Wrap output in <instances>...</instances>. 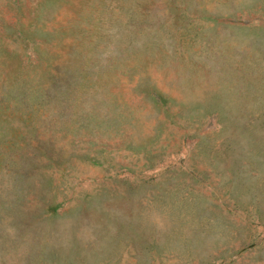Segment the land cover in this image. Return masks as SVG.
<instances>
[{"label":"rangeland","instance_id":"rangeland-1","mask_svg":"<svg viewBox=\"0 0 264 264\" xmlns=\"http://www.w3.org/2000/svg\"><path fill=\"white\" fill-rule=\"evenodd\" d=\"M0 264H264V0H0Z\"/></svg>","mask_w":264,"mask_h":264}]
</instances>
